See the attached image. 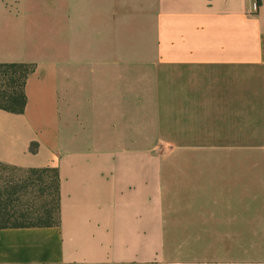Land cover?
Wrapping results in <instances>:
<instances>
[{"label":"crops","instance_id":"obj_1","mask_svg":"<svg viewBox=\"0 0 264 264\" xmlns=\"http://www.w3.org/2000/svg\"><path fill=\"white\" fill-rule=\"evenodd\" d=\"M0 64L33 66L0 164L55 169L60 206L0 229V264H264V155L152 153L264 128V0H0Z\"/></svg>","mask_w":264,"mask_h":264},{"label":"rangeland","instance_id":"obj_2","mask_svg":"<svg viewBox=\"0 0 264 264\" xmlns=\"http://www.w3.org/2000/svg\"><path fill=\"white\" fill-rule=\"evenodd\" d=\"M45 40L46 38H41L42 42ZM246 121V125H242V128H236L235 125L230 128H198L193 134H185L187 139L189 136V139L196 140L197 144L178 149L175 147V142H170L175 137L171 128L161 131L153 128V156H178L182 155V152H185L184 155L202 158L262 156L264 155V128H256V117L249 116ZM167 138L170 140L166 141ZM54 186L53 170H22L0 164V191L3 192L4 204L10 208L11 212L28 210L27 214H30L35 208L41 206L51 211L54 206ZM14 189L17 194L11 196Z\"/></svg>","mask_w":264,"mask_h":264},{"label":"trees","instance_id":"obj_3","mask_svg":"<svg viewBox=\"0 0 264 264\" xmlns=\"http://www.w3.org/2000/svg\"><path fill=\"white\" fill-rule=\"evenodd\" d=\"M33 66L28 64H0V110L13 114H22L25 110L27 98L25 85ZM30 151H36V144H31ZM53 170L55 174L53 209L47 211L45 207L35 208L28 213L21 210L10 211L4 204L5 199L0 191V229L3 228H28L52 227L59 223V178L55 169H41L39 171ZM35 171V170H34ZM38 171V170H37ZM17 194L14 189L11 196ZM32 217H31V216Z\"/></svg>","mask_w":264,"mask_h":264},{"label":"built area","instance_id":"obj_4","mask_svg":"<svg viewBox=\"0 0 264 264\" xmlns=\"http://www.w3.org/2000/svg\"><path fill=\"white\" fill-rule=\"evenodd\" d=\"M258 8H259L258 3H254V4H253V8H252V12H253V13H256V12L258 11Z\"/></svg>","mask_w":264,"mask_h":264}]
</instances>
